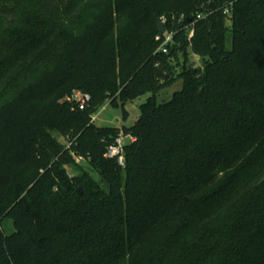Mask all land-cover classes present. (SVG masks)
<instances>
[{
	"label": "trees",
	"instance_id": "obj_1",
	"mask_svg": "<svg viewBox=\"0 0 264 264\" xmlns=\"http://www.w3.org/2000/svg\"><path fill=\"white\" fill-rule=\"evenodd\" d=\"M0 264H264V0H0Z\"/></svg>",
	"mask_w": 264,
	"mask_h": 264
},
{
	"label": "rangeland",
	"instance_id": "obj_2",
	"mask_svg": "<svg viewBox=\"0 0 264 264\" xmlns=\"http://www.w3.org/2000/svg\"><path fill=\"white\" fill-rule=\"evenodd\" d=\"M189 59L192 64L196 63L195 66L200 64V59L193 55L189 54ZM180 72V68L176 69V73ZM177 86L172 87L166 96H171L176 90ZM146 98L139 99L134 103H129L125 107L111 105L106 102L94 115L95 125L100 129H122L123 127L131 128L135 125L137 119L140 117V105L145 102ZM57 139L65 143V140L59 136H56ZM70 175H74L75 172L68 168Z\"/></svg>",
	"mask_w": 264,
	"mask_h": 264
},
{
	"label": "built area",
	"instance_id": "obj_3",
	"mask_svg": "<svg viewBox=\"0 0 264 264\" xmlns=\"http://www.w3.org/2000/svg\"><path fill=\"white\" fill-rule=\"evenodd\" d=\"M201 18L200 16L198 17ZM162 20V19H161ZM183 20V17L181 18L180 22ZM162 22L166 23V20H162ZM194 32L190 30L189 33V39L193 37ZM156 41L160 43L159 50L162 51L164 54L168 53V46H172L174 43V33L166 31L165 34H159L156 37ZM69 101L75 102L80 110H84L88 104L91 101V96L89 94H84L82 92H76L71 98H69ZM93 121H95V117H93ZM135 138L131 136H119L113 145H111L107 150V158L109 159H115L117 160L118 164L120 166H124V149L125 146L128 143L135 142ZM75 161L77 163L81 162V159L75 157Z\"/></svg>",
	"mask_w": 264,
	"mask_h": 264
},
{
	"label": "water",
	"instance_id": "obj_4",
	"mask_svg": "<svg viewBox=\"0 0 264 264\" xmlns=\"http://www.w3.org/2000/svg\"><path fill=\"white\" fill-rule=\"evenodd\" d=\"M157 27H158V31L160 34H162V35L165 34L166 28H165V25L161 19H157ZM195 65H196V63L191 64L190 68H193ZM79 193L82 194V191L80 190Z\"/></svg>",
	"mask_w": 264,
	"mask_h": 264
}]
</instances>
